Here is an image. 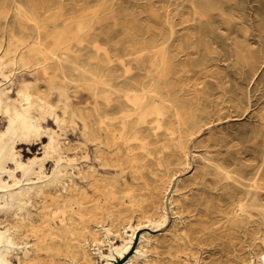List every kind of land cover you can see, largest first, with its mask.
Instances as JSON below:
<instances>
[{"label":"bare ground","instance_id":"1","mask_svg":"<svg viewBox=\"0 0 264 264\" xmlns=\"http://www.w3.org/2000/svg\"><path fill=\"white\" fill-rule=\"evenodd\" d=\"M215 2L185 0L180 5L181 13L177 10L166 21L167 31L150 30L151 38L147 40L144 29L133 25L119 32V40L114 41L111 37L118 31L100 21L107 18L108 11L120 21L127 16L107 1L75 0L74 6L67 9L63 0H0V18L13 17L32 24L37 36L32 45L13 36L10 46H28L27 53L15 57L8 49L0 56V84H10L0 88V116L7 120L6 131L0 135V152L5 151L6 166L18 162L17 143H36L44 136L49 139L42 159L31 164L37 169L26 180L27 187L21 188L20 180L12 181L17 187L13 198L19 203L12 206L13 210L17 208L14 222L21 225L30 222L29 208L37 205L34 197H44L45 222L49 223L54 216L60 224L55 234L50 226L49 235L42 228H32V235L38 238L35 252L45 254L39 262L30 260L29 244L15 231L19 226H13L0 262L62 264L49 240L74 237L70 223L82 220L83 216L77 214L71 202L69 207L65 202V206L55 211L50 208L58 206L68 190L79 193V181L97 190L98 199L104 198L108 206L117 201L126 210L135 212L137 208L144 218L151 214L149 219L158 228L168 220V194L175 180L190 171H193L191 178L179 182L170 198L171 214L177 219L170 240L183 248L171 263L190 256L188 249L196 237L214 238L223 232L243 230L254 245L264 247V105L256 128L238 140L242 147L227 148L235 141L220 136L219 126L233 114L242 116L249 109L243 110L238 101L232 105V111L220 108L207 82L213 57L206 46L215 32L213 12L221 10V4ZM177 14L186 16L181 24L175 21ZM66 16L70 21L63 28L55 25ZM19 27L26 30L23 25ZM1 31L11 32L13 28L4 27ZM103 36L106 39L101 40ZM62 46L69 53L73 46L79 48L73 61L67 60L68 56L60 57ZM234 58L237 64L253 71V77L264 66L260 53L249 47L247 39L235 46ZM66 61L87 77L83 85L93 101L86 114L72 111L66 90L53 86L60 77L64 84L70 83L62 66ZM85 62L88 69L79 71L80 63ZM26 76H33L36 84L29 83ZM38 82L48 85L51 93L56 94V105L39 91ZM81 82L78 80L76 84ZM100 88L102 92L98 94ZM12 92L16 93L14 99ZM49 120L60 134L49 127ZM67 132L76 136L73 156L62 139ZM49 160L54 163L55 177L36 191L31 183L47 178L44 163ZM29 169L30 166L26 171ZM71 176L77 179L72 180ZM52 188L60 189L59 193H48ZM73 203L82 205L78 200ZM100 205L97 203L98 209H104ZM106 221L113 228L118 221L130 224L127 216L116 219L110 212ZM145 239L154 238L146 235ZM90 243L102 247L105 241L98 232H93ZM129 243L131 238L120 255L127 251ZM14 245H25L23 253L19 255ZM145 245L141 241L138 250L144 253ZM90 248L89 243H81L75 262L96 264L93 255L99 254L91 253ZM154 250L158 251V247ZM114 251L118 253L117 249ZM113 259L111 252L106 253L102 264H111ZM125 264L140 263L134 257ZM257 264H264V252Z\"/></svg>","mask_w":264,"mask_h":264},{"label":"rangeland","instance_id":"2","mask_svg":"<svg viewBox=\"0 0 264 264\" xmlns=\"http://www.w3.org/2000/svg\"><path fill=\"white\" fill-rule=\"evenodd\" d=\"M66 8H72L75 0H63ZM81 1V0H77ZM107 1L108 5L112 4L114 9L123 10L127 16L126 20L120 21L119 18L107 12V18L100 21V23L110 29H116L118 34L112 35V40L117 41L120 38L119 32L129 30L133 25H138L144 29L143 36L147 40L151 38L149 35L150 30L167 31L166 21L169 17H174L176 11H182L180 5L185 0H103ZM215 3L219 2L220 9L214 13L213 28L215 29L213 38L206 46L210 52V57H213L211 64V76L207 78V82L210 83L212 90L214 91L215 98L220 102V108H229L234 105V102L241 103L243 110H248L242 116L233 114L231 118L225 119L218 129L220 136L226 135L228 140L233 139L235 142L230 144L227 148L233 147L234 150L241 148L238 140L243 138L244 135L256 128L258 120L262 112L264 105V66L258 68L256 75L253 77L251 70L241 64H237L235 58V46L237 44L244 43L248 40L249 47L260 53L264 60V0H214ZM181 13V12H180ZM223 13V14H222ZM222 14V15H221ZM158 19H157V18ZM186 17V16H185ZM182 17V14L175 17L177 24H181L182 20L186 19ZM70 21V17L66 16L64 19L55 22L56 26L63 28ZM26 27V30L20 29L19 26ZM54 25V23H53ZM4 27L13 28L11 32H2ZM52 27V22H51ZM181 26L178 27L180 29ZM148 32V33H146ZM15 38L25 40L26 44L32 45L36 41V33L33 30L32 24L20 22L13 17H9L7 20L0 18V43L2 44V50L0 56L10 49L15 53V57H19L22 54H26L27 47L12 45L11 41ZM106 39V36L101 37V40ZM47 41V40H45ZM65 46L59 49L60 57L68 56L70 62L78 55L75 52L78 51V47L73 46L72 52L64 50ZM203 53L205 50L201 47ZM3 52V53H2ZM88 53V52H87ZM81 54L86 55L85 52ZM99 57V56H98ZM97 58V56H95ZM98 59L103 60L102 57ZM262 60V61H263ZM85 63H80L81 67L79 71L88 69ZM53 64V68H54ZM66 74L70 78V83H63L60 77L54 83L56 89H65L70 97L72 103V111L82 112L86 114L91 107L93 97L91 93L84 89V82H87V77L81 75L76 71V68L72 66L68 61L63 65ZM103 71V68H99ZM99 71V70H98ZM26 79L31 84H36V79L33 76H26ZM82 81L76 84V81ZM8 83H1L0 88L9 87ZM39 91L42 94H46L51 100L52 104L56 105L58 100L54 93H51L48 85L43 82H38ZM101 94L102 89L96 91ZM16 93H11V98H15ZM235 100V101H234ZM226 112V111H224ZM49 127L56 133L59 130L55 127L51 120L48 121ZM7 120L4 116H0V135L6 131ZM65 144L69 146L70 156H73L76 152L74 146L76 145V136L72 132H67L62 137ZM48 136H44L40 141L36 143H17V159L18 162L10 163L6 166L3 158L4 152H0V174L3 179L0 181V256L2 251L8 247L7 236L12 232L13 226H19L16 229L20 239H25L29 244L30 260L33 262H39L45 258L44 253L35 252L37 248L38 238L32 235V228H42L46 235L51 233V227L54 229V234L58 232L60 228L59 219L49 220V223L45 222L44 212L42 210L44 204V197H34L37 200L35 207L29 208L31 214V221L25 224H20L18 221L14 222V214L16 209H12L13 204H19L13 196L16 194L17 187L12 185L13 180H20L21 188L27 187L28 178L37 169L36 165H32L34 161L42 159L43 148L48 144ZM73 146V147H72ZM238 146L236 149L235 147ZM73 150V151H72ZM81 156L78 157L80 159ZM30 166V169L26 171V168ZM54 163L52 160L44 163V171L47 174L45 180H41L38 183L32 182L31 185L39 190L41 185L48 183L55 177ZM68 176L70 170L68 169ZM193 174V171L187 172L184 175L177 177L175 184L168 194L167 200V212L168 220L161 226H156V222H152L151 214H146V218L142 213L136 209L135 212L126 210V208L119 206L118 202H112L111 206H108L104 198L98 199V191L91 188L88 183L80 182L81 189L79 193L73 192L64 193V200L59 202V205H53L50 210H56L63 205L69 207V203L73 204V208L76 209L79 216H83L82 220L70 223L72 224V231L75 234L74 237H67V239H57L56 237L50 238V246L52 251L59 256V260L62 264H80L76 261V251L81 243L87 242L90 244L91 253H98L99 255H93L96 264H102L106 260V253H110L114 256L111 264H125L132 258H136L140 264H257L260 255L264 252V247L259 244L256 246L250 239L249 234H245L242 231L236 232H223L218 237L214 238H199L190 245L188 251L190 256L188 258L183 257L181 260H177L171 263L172 259L179 254L181 247L177 244L171 243V238L176 231L175 223L177 219L172 217L171 214V195L179 182L188 181ZM71 179H77L71 176ZM60 189L52 188L48 191L51 195L59 193ZM81 194V195H80ZM77 195V197H76ZM79 195V196H78ZM2 199V200H1ZM73 200H78L82 205L76 206ZM99 200V202H97ZM65 202H67L65 204ZM97 203H100L104 209H98ZM13 210V212H12ZM121 219L127 216L130 219V224H123L118 221L115 227H111V224L106 221L107 213ZM50 217V216H49ZM105 219V221H103ZM68 223V224H69ZM51 226V227H50ZM178 228H180L178 226ZM10 230V231H9ZM119 231V232H118ZM93 232H98V236L105 241L102 247H93L90 243V235ZM146 235H152L154 239H145ZM197 236V235H194ZM129 248L127 251L120 255L121 250L124 248V244L128 242ZM145 241L144 253L139 251V243ZM25 245L16 246L14 249L20 255L23 253ZM158 247V251L154 248ZM117 249L118 253L114 250ZM158 252V254H157ZM186 260V261H185ZM187 262V263H186ZM0 264H4L0 262Z\"/></svg>","mask_w":264,"mask_h":264}]
</instances>
